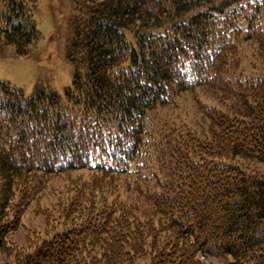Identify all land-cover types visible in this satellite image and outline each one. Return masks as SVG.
I'll return each mask as SVG.
<instances>
[{
	"label": "trees",
	"instance_id": "obj_1",
	"mask_svg": "<svg viewBox=\"0 0 264 264\" xmlns=\"http://www.w3.org/2000/svg\"><path fill=\"white\" fill-rule=\"evenodd\" d=\"M2 1L0 50L28 55L43 37L37 0ZM76 4L64 95L0 80V251L12 264H264V73L245 74L239 56L244 41L264 47V0ZM204 87L222 101L203 111L206 132L168 120ZM75 169L92 183L15 249L26 205ZM122 177L129 196L110 200Z\"/></svg>",
	"mask_w": 264,
	"mask_h": 264
},
{
	"label": "rangeland",
	"instance_id": "obj_2",
	"mask_svg": "<svg viewBox=\"0 0 264 264\" xmlns=\"http://www.w3.org/2000/svg\"><path fill=\"white\" fill-rule=\"evenodd\" d=\"M0 0V7H2ZM78 16L76 0H37L34 18L42 33L40 43L30 49L25 56L18 55L13 45H5L0 50V80L10 82L29 97L40 89L55 90L64 95V89L73 85L76 64L69 58L72 48L73 23ZM161 30V29H158ZM133 39L131 29L125 30ZM240 68L248 75L264 73V47L255 40L244 41L240 46ZM219 95L206 87L182 94L173 105L164 109L170 121L188 123L196 132H206L209 120L204 110L209 106L222 107ZM261 168L264 170V166ZM95 175L87 169L63 171L50 176L46 189L29 201L22 215L21 223L11 238L14 248L26 247L28 240L38 232L44 236L49 226L47 214L57 215L59 204H65L70 197L81 191L79 183H92ZM110 200L128 197L130 190L125 178L118 179ZM54 218V217H53ZM157 225H163L165 217L156 215ZM54 221V223H56ZM53 225L50 219V227ZM0 251V264H12L14 255ZM203 264H226L216 256L200 254ZM149 259L139 261L146 263Z\"/></svg>",
	"mask_w": 264,
	"mask_h": 264
}]
</instances>
